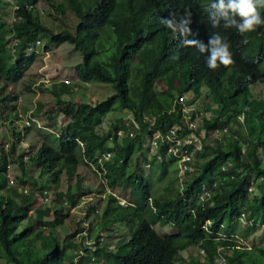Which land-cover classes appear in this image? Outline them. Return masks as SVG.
<instances>
[{"label":"trees","instance_id":"1","mask_svg":"<svg viewBox=\"0 0 264 264\" xmlns=\"http://www.w3.org/2000/svg\"><path fill=\"white\" fill-rule=\"evenodd\" d=\"M39 1L13 0L12 5L0 0V78L7 83L20 80L36 56L25 50L41 38L46 52L49 45L67 43L80 53V62L74 65L80 83H106L113 91L90 103L63 98L71 93L65 82L49 88L55 103L49 112L67 120L55 131L56 148L43 139L29 157L37 168L36 177L28 175L22 153L13 159L18 133L10 141L8 152H0V257L4 260L0 264H93L100 254L112 257L117 264H177L180 252L194 246L204 253L205 264H215L219 255L225 264H264V245L242 244L256 225L264 224V164L260 156L264 153V99L254 97L250 90L251 85L264 82V26L241 34L235 28H225L223 20L214 25L210 18L212 3L196 0H95L93 5L85 0H64L54 5L48 0L49 8L57 14L68 10L75 17L72 31L56 30L40 20ZM260 11L264 16V9ZM10 15L9 23L6 20ZM165 20H172L185 31L173 33ZM213 34L221 35L230 45L232 65L208 67V54L200 53L195 42L207 45ZM156 79L164 83L165 94L176 100L173 118L167 116L154 95ZM203 90L206 101L208 94L215 98V106L210 107L208 101L202 103L205 111L188 106V118L193 120L201 111L206 131L223 127L227 131L219 138L201 140L196 156L188 163L190 172L177 177L176 170L173 195L152 196L151 185L137 161L139 154L146 158L149 150V146L143 147V140L147 136L150 141L154 130L163 135L173 125L180 126L181 131L188 129L181 112L184 103L179 98L188 92L191 99L187 100L194 104ZM11 98L15 100L16 96ZM153 106L159 113L149 126L147 113ZM116 107L129 113L131 123L126 125L125 119L117 118L101 130L105 115ZM231 120L233 128L228 126ZM82 125L88 128L79 135L76 129ZM120 128L131 130L132 136L125 133L117 139L114 133ZM199 131L189 130L195 135ZM165 149L166 145L159 142L153 153L162 154ZM97 153L110 156L99 163ZM155 160L163 173V159ZM14 161L18 171L12 176L6 169ZM79 168H91L108 189L101 215L112 213L114 218H100L99 226L107 229L120 221L127 230L125 242L111 253L103 252V246L97 243L98 233L93 237V248L81 241L70 242L71 234L59 241L58 229L67 210L63 203L72 208L87 194V188L80 189ZM7 175L12 177L11 184ZM61 175L67 183L75 179L74 190L69 186L54 190L53 204L32 208L34 190L43 183L57 187ZM253 182L257 184L251 188ZM26 183L30 190L22 193ZM202 185L209 189L204 199L197 197ZM117 188L128 190L131 200L140 201V205H119L113 193ZM241 213L250 224L239 225ZM28 217L38 224L36 229L25 222ZM156 223L175 230L159 235L153 228ZM82 228L78 223L75 232L81 234ZM218 239L222 241L220 249L215 246ZM70 248L75 249V261L66 253ZM191 262L195 264L196 260Z\"/></svg>","mask_w":264,"mask_h":264},{"label":"rangeland","instance_id":"2","mask_svg":"<svg viewBox=\"0 0 264 264\" xmlns=\"http://www.w3.org/2000/svg\"><path fill=\"white\" fill-rule=\"evenodd\" d=\"M7 2H11L14 5L13 0H6ZM53 4H57L65 2L64 0H51ZM86 4L93 5L95 0H85ZM201 4H208L216 2V0H196ZM15 7V6H14ZM13 7V8H14ZM37 7L39 8V18L44 23V25H52L54 29L66 28L72 31L73 24L75 23V17L68 11L65 10L63 14H57L52 9L49 8L48 0H40L37 3ZM12 8V7H10ZM10 9L8 8V11ZM11 20V15L7 18L6 22ZM10 23V22H9ZM39 40L38 44H34V46L30 50H25L26 54L36 53L35 59L33 63L29 66V68L25 71L22 78L15 83H7L4 82L0 78V152L5 150L7 153V148L4 143L8 140H12V130L14 129L16 133H21L23 136V140L27 145V149L29 153L34 151L38 144L42 139L49 142L53 147H57V129L59 126L66 122V117L62 116L59 113L53 114V112H49L51 107L55 105L54 99L49 93V88L52 85H57L58 82H65L67 85L71 87V93L68 95H64L63 98L66 100H74V101H83V102H95L104 99L106 96L112 93V88L109 84L99 83V82H90V83H80L76 76L74 65L80 62L81 55L78 51L72 49L71 45L67 43H62L59 46L55 47L49 45V50L46 52L43 50L44 42L41 38H37ZM165 85L161 81V79H156L153 83V91L155 97L158 99L160 106L164 109V112L167 113V116L173 118V113L175 111V98L172 100L169 98L165 92ZM250 90L252 95L256 98L264 99V82L256 83L250 86ZM205 90L202 91V96H200L195 102L189 103L187 100L191 97L188 92L183 93V103L184 107H193L197 109H203V102H207L205 100L206 94H204ZM207 93V92H206ZM11 95H15L16 99H12ZM9 96V97H8ZM6 97V100L3 98ZM209 98V106H215V98L208 94ZM191 99V98H190ZM186 100L188 102H186ZM189 105H188V104ZM147 115L152 121H156L157 114L159 113L158 108L153 106L149 108ZM174 110V111H173ZM205 111V110H204ZM51 115V116H50ZM32 117L34 121L30 122L28 128H24L23 121L27 118ZM123 118L125 121H129V113L125 110L119 109V107L114 108L109 113H107L103 119V125L100 126L101 130L105 125L114 119ZM206 120V119H205ZM229 128H233L232 120L229 121ZM50 128V129H49ZM87 125L79 126L76 131L79 135L83 134L87 130ZM135 134V132H134ZM149 144V137L145 136L143 140V147H147ZM24 144L20 142V147ZM156 148L151 147V151H154ZM20 151V148H19ZM18 151V152H19ZM149 151V150H148ZM264 151V150H263ZM196 151L194 150L193 156H196ZM16 150L13 153V159H15ZM263 152H261V163L264 164V156ZM139 158L137 159L138 165L142 163L143 155L139 154ZM145 156V155H144ZM145 158V157H144ZM147 159V153L146 158ZM156 158L150 161V168L148 170L143 169V176L147 178L151 185L152 196H156V194L161 196H170L175 193V165H171L170 167L165 166V171L162 173L158 170L156 164ZM26 166H28L27 170L30 177L37 176V170L34 172V169L31 164H29V160L26 161ZM7 172L15 176L18 171V164L14 161L9 163L7 166ZM141 171V172H142ZM79 175L82 177L81 188L80 189H88L87 194H84L80 197L79 204L68 208V203H63V207H66V219L63 223V226L58 229V237L59 241H62L63 237L67 234H71L69 238L70 242L81 241L80 244L85 245L88 244L89 248H93L96 244L94 240V236L98 233V240L100 246H103V252L111 253L116 250V248L123 244L127 238V230L123 227L122 222H114L107 229L105 227L99 226V219L102 218L105 220L113 219L114 216L112 213L103 217L101 215V207L105 201V198H102L101 194L108 192L106 185L100 179L99 175L94 176L91 168H79ZM32 174H36L35 176ZM251 177V175H250ZM43 181V180H42ZM179 182V181H178ZM75 179H71L69 183H67L65 176H60V181L58 182L57 187H54L51 183H47L46 185H42L40 189L34 190V195L36 197L35 201L31 202L35 207L40 205H51L54 200V190L63 191L67 186L70 187V190H74ZM257 182H253L251 188L256 186ZM27 191L30 190L29 184L26 183L24 186ZM45 192V193H43ZM113 193L125 202L140 205V201H133L130 198L128 190L122 189H114ZM46 196L47 201L43 199ZM88 206H92L88 209ZM30 215L33 214V211L30 210ZM100 214V215H99ZM99 215V218H98ZM50 219V218H47ZM49 221V220H47ZM27 224H30L32 228L36 229L38 224H34L31 220V217L25 221ZM46 223V220H45ZM78 223H81L82 231L81 234L78 231L75 232V229L78 227ZM239 225L242 227L245 224V221H240ZM153 228L159 235L173 233L175 229H173L170 225H159L154 224ZM74 232V233H73ZM83 236L80 239V237ZM94 237V238H93ZM78 239V240H77ZM78 243V242H76ZM245 244L248 247H252L256 244L264 245V224H259L255 226V230L242 241V244ZM222 241L218 239L216 241L215 246L220 247ZM75 249L70 248L66 250L67 254H71L72 260H76ZM79 252H82L80 250ZM100 254V253H99ZM98 254V255H99ZM97 256L95 263L93 264H117V262L110 256ZM181 261L177 262V264H193L191 260H196L195 264H205L202 252H200V247L194 246L189 250H183L180 252ZM4 260L0 257V263H3Z\"/></svg>","mask_w":264,"mask_h":264},{"label":"clouds","instance_id":"3","mask_svg":"<svg viewBox=\"0 0 264 264\" xmlns=\"http://www.w3.org/2000/svg\"><path fill=\"white\" fill-rule=\"evenodd\" d=\"M261 9H264V0H216V2L212 3L210 6V18L214 25L219 24V22L223 20L225 28H235L238 30L239 33L244 34L247 32L255 31L259 26H264V16H262L261 14ZM164 23L172 29L173 33H176L177 31L183 33L185 31L184 29L179 28V26L176 25L172 20H165ZM184 42L190 43L187 40H185ZM195 43L200 53L208 54L207 65L209 68L216 69L220 64L224 66H229L234 63L233 54L230 51V45L228 44L226 39L221 35L213 34L212 36H210L207 45L200 41H196ZM31 119L34 121V119L30 116L26 119L29 120V125L30 122H32ZM24 121V128H28L29 125H26ZM18 134L19 138L17 146L18 149L20 148L19 153H22V160L24 161L29 159L31 153H29L27 145H23L22 147H20V142L22 143L21 139L23 140L24 134L22 135L20 132ZM10 141L11 140L7 139V141L4 143L7 150L9 149ZM3 151L5 152L4 149ZM155 158L164 159L163 157L157 158L156 156ZM144 159L145 158L143 157L142 163L139 164V167L141 168V170H148L150 168L151 158L146 159L145 162ZM146 163L149 164L148 167L144 166ZM164 165L168 167L171 166L168 164V162H164ZM102 181L104 183V180ZM22 189H25V192H23ZM21 191L22 193L28 192L25 187H21ZM101 195L104 196V194ZM115 197L117 203H119V205L121 206H125L128 203L125 202V200L119 199L116 195ZM43 199H45L46 201L48 200L46 196H44ZM147 200L150 202V198H148Z\"/></svg>","mask_w":264,"mask_h":264},{"label":"built area","instance_id":"4","mask_svg":"<svg viewBox=\"0 0 264 264\" xmlns=\"http://www.w3.org/2000/svg\"><path fill=\"white\" fill-rule=\"evenodd\" d=\"M39 41H35L34 44H38ZM34 44L30 45L27 50H30ZM67 82V81H65ZM179 101L183 104V94L179 98ZM174 111V110H173ZM175 112V111H174ZM181 112L184 118V121L186 122L188 129H185L184 131H181L183 129L180 128V126L173 125L172 128H170L168 131H166L163 135L160 134L158 130H154L151 134V138L149 141V151L147 152V159H150L152 156H156L157 158L163 157L164 162H168L169 165H175V168L177 170V177H180L186 172H190V165L188 164L192 158L194 157V150L199 149L201 140L203 139L205 141L208 136H214L216 138H219V134L226 132V127L219 128V129H213L206 131L203 125L205 124V120L202 117L201 111H199L197 114H195V117L193 120H190L187 116L189 112L188 107H182ZM144 120H148L149 118L147 116H143ZM31 121H33L31 119ZM149 121V126H152L154 123L152 120ZM129 121H125V124L127 125ZM26 125H29V120L24 121ZM131 123V122H130ZM199 128L200 131L197 135H195L192 132H189L190 129H196ZM125 133H127L128 136H132L133 132L131 130L124 131L122 128L117 129L114 133L115 137L117 139H121L124 137ZM111 138V137H110ZM109 138V139H110ZM164 143L166 145L165 152L162 154L159 153H153L151 151V147L156 148L158 146V143ZM97 161L101 162V159H107L110 156V153H97ZM148 163H146L144 166L148 167ZM8 176V184L12 183V177L10 175ZM23 192H25V189H22ZM251 191V188H248V192ZM209 196V189L207 190L205 185H202L201 187V193L199 194L200 199L207 198ZM122 203V202H121ZM239 220L243 222L245 221V224H250V220H246L243 213L240 214ZM217 249H220L218 247ZM201 252V251H200ZM215 264H225V259L222 256H218V259H216Z\"/></svg>","mask_w":264,"mask_h":264},{"label":"crops","instance_id":"5","mask_svg":"<svg viewBox=\"0 0 264 264\" xmlns=\"http://www.w3.org/2000/svg\"><path fill=\"white\" fill-rule=\"evenodd\" d=\"M61 126V125H60ZM50 129V128H49ZM11 134H12V136H15V134H16V131L13 129L12 130V132H11ZM21 141H22V143L24 144V145H26V143H25V141L24 140H22L21 139ZM39 145V144H38ZM16 148H17V150H16V153H19L20 151H19V149H18V146H16ZM19 151V152H18ZM35 151V150H34ZM34 151H32L31 152V155H32V153L34 152ZM139 156L140 155H138L137 156V159L139 158ZM29 160V159H28ZM26 160H24L23 161V163H24V165H25V168L27 169L28 168V166H26V165H28V164H26V162H25ZM30 161V160H29ZM29 164H31V163H29ZM31 166L34 168V169H32V171H36L37 170V168L33 165V164H31ZM158 170H160L159 168H158ZM28 175H29V173H28ZM32 175H36V174H32ZM30 176V175H29ZM36 177V176H35ZM102 197H103V195H102ZM35 199H36V197H35V195H33V199H32V202L33 201H35ZM45 200V199H44ZM31 205H32V208H38V207H46V205H40V206H37V207H35L32 203H31ZM33 210V209H32ZM32 216H34V213L32 214Z\"/></svg>","mask_w":264,"mask_h":264}]
</instances>
